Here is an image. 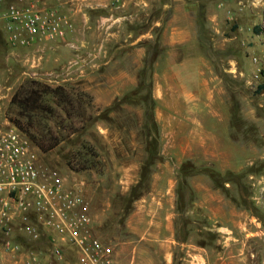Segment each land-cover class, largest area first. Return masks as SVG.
<instances>
[{
  "label": "rangeland",
  "instance_id": "rangeland-1",
  "mask_svg": "<svg viewBox=\"0 0 264 264\" xmlns=\"http://www.w3.org/2000/svg\"><path fill=\"white\" fill-rule=\"evenodd\" d=\"M49 1L39 0L55 6ZM54 1L59 6L73 0ZM213 1L222 14L211 20L207 8H201L197 47L237 75L228 81L234 91L228 95L229 135L221 138L225 149L214 158L194 150L148 151L147 146L161 148L174 140L160 134L152 110L154 135H145L138 123L117 118L119 105L96 107L67 68L51 71L44 60L49 40L12 48L0 27V122L19 119L34 125L35 132L48 126L66 136L58 147L43 152V159L81 189L95 233L114 246L124 264H264V0ZM65 46L75 50L72 44ZM191 46L185 50L192 51ZM30 82L62 86L71 102L48 92L44 103L49 111L45 117L34 112L32 123L12 105L13 96ZM70 158L88 168L72 169ZM182 191L187 206L183 218H177L174 202L178 210ZM16 240L46 251L44 241Z\"/></svg>",
  "mask_w": 264,
  "mask_h": 264
},
{
  "label": "crops",
  "instance_id": "crops-1",
  "mask_svg": "<svg viewBox=\"0 0 264 264\" xmlns=\"http://www.w3.org/2000/svg\"><path fill=\"white\" fill-rule=\"evenodd\" d=\"M49 3L57 6L54 0ZM216 3L213 0L58 3L62 12L71 15L74 28L66 39L46 42L45 64L50 65L51 71L67 68L73 78L82 82L96 107L114 109L115 104L119 105L117 118L138 123L142 131L152 110L160 134L174 139L163 144L160 151H202L214 158L217 156L214 153L225 149L229 135L228 95L233 97L234 91L229 89L228 81L237 77L232 73L233 67L214 62L197 47L202 36L200 10L206 7L209 19L217 20L222 11ZM160 42L163 47L159 52ZM65 44L74 45L75 50ZM188 45H192V51L185 50ZM153 127L152 124V130ZM151 133L154 135V130ZM177 137L182 139L176 142ZM183 137H189V141L185 142ZM222 137L226 138L222 139L224 144ZM174 206L173 214L178 218L177 202ZM171 222L168 217L167 227L172 236L175 231ZM173 227H177L175 220Z\"/></svg>",
  "mask_w": 264,
  "mask_h": 264
},
{
  "label": "built area",
  "instance_id": "built-area-1",
  "mask_svg": "<svg viewBox=\"0 0 264 264\" xmlns=\"http://www.w3.org/2000/svg\"><path fill=\"white\" fill-rule=\"evenodd\" d=\"M60 1V0H57ZM7 44L65 39L73 19L39 0H0ZM90 203L10 120L0 122V264H124L94 231ZM44 241L46 251L18 242Z\"/></svg>",
  "mask_w": 264,
  "mask_h": 264
},
{
  "label": "trees",
  "instance_id": "trees-1",
  "mask_svg": "<svg viewBox=\"0 0 264 264\" xmlns=\"http://www.w3.org/2000/svg\"><path fill=\"white\" fill-rule=\"evenodd\" d=\"M7 42V41H6ZM8 45V44H7ZM9 46V45H8ZM262 75L264 77V69L262 70ZM46 88L50 91H47ZM260 88H264V81L260 85ZM50 92L51 94L55 95L56 97L60 96L64 101L71 102L70 95L66 91V89L62 86H58L56 88H49L45 85L38 84L35 85L33 82L25 84L14 96L12 99V105L18 107L21 114H24L26 117L30 118V122L33 121L34 112L39 111L41 116L45 117L44 114L49 111V108L44 103V96ZM88 96V95H87ZM38 115V114H37ZM148 114V120L145 123L144 134L151 135L152 133V123L150 122V116ZM18 127L28 135V137L41 149L42 152H48L60 145L62 141L65 140L66 136L62 134H55L54 131L45 126L44 129L38 131H33L32 124H23L19 119H13V121ZM147 128V130H146ZM148 151L158 152L159 147H146ZM153 152V153H154ZM151 159H154V154H152ZM75 159H69L68 165L72 169L82 170L88 168L86 163H82V161L78 160L74 162ZM185 191L180 192V196L178 199V211L180 213L179 216L183 218V215L186 211L187 201L183 197V193ZM134 199V198H133ZM31 244V243H30Z\"/></svg>",
  "mask_w": 264,
  "mask_h": 264
}]
</instances>
